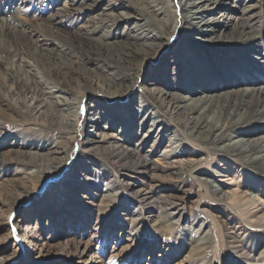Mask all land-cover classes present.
I'll list each match as a JSON object with an SVG mask.
<instances>
[{
  "label": "bare ground",
  "instance_id": "6f19581e",
  "mask_svg": "<svg viewBox=\"0 0 264 264\" xmlns=\"http://www.w3.org/2000/svg\"><path fill=\"white\" fill-rule=\"evenodd\" d=\"M86 1L90 3L85 4ZM104 1L107 3L100 8ZM163 1L69 0L63 10L65 15L60 12L50 16V24L45 26L47 32L40 35H36L38 27L18 28L20 25H14L13 18H0V35H10L12 31L22 37L34 35L35 39L30 41L34 53L52 67L84 73L74 87H64L45 71L36 73L38 67L24 48L6 49L0 42L1 64L4 63L2 53L24 64L19 71L3 64L10 93L15 99L12 102L22 108L19 113L23 118L47 127L52 139L65 140L63 142L74 138L80 123V110L84 109L87 133L95 136L83 146V153L91 156L84 158L90 163L100 158L115 165L120 174L141 173L151 181L161 180L154 174L160 171L180 183L185 182H181L184 177L201 182L209 197L219 206L229 208L233 217L253 231L232 232L231 248L246 254L248 246L256 245L262 248L259 258L264 261V31L255 28L260 10H257V3L250 1L249 4V0H170L164 5ZM98 8L100 11L96 12ZM0 12L4 10L0 8ZM83 13L87 19L71 35L92 43L95 55L86 52L80 56L65 44L57 47L56 38L61 35H58L56 24L61 23L63 16ZM90 13L92 15L88 16ZM180 21L184 23L183 30ZM179 33V46L166 54V42ZM149 61L155 64L147 67ZM88 95L96 97L85 100ZM119 102L123 104L110 105ZM100 127L102 132L96 134ZM117 127L119 138L107 133ZM139 132L144 137L137 140L134 147H128L129 141ZM152 138L150 149L145 152H156L164 141L166 143L161 163L141 152L142 145ZM40 150L42 154H29L35 161L10 160L37 172V175L25 174L24 180L39 178L42 181L58 169L63 158L59 162L57 157L65 153L62 147ZM199 153L203 154L206 164L213 163L217 167L215 171L198 165L204 160L195 158ZM18 154L23 155L22 152ZM83 163L86 172L88 163ZM107 174L104 169L103 175ZM9 187L22 189L18 184ZM155 188L139 190L136 195L139 194L141 201L152 199L153 204L159 206L163 218L158 225L160 230L163 227L165 232L173 231L171 221L183 216L181 204L169 196L154 197ZM66 190L62 191L66 193ZM9 214L0 215L1 229L8 223ZM103 216L108 217L107 214ZM75 220L84 225L79 218ZM15 228L24 238L32 235V240H40L45 237L24 221ZM98 229L93 228V231ZM130 235L133 234L130 232L127 236ZM48 238L39 245L31 242L39 254L47 247L61 246L60 240L49 246ZM135 240L138 246L146 243L139 238ZM198 241L180 264L193 263L208 248L204 236ZM160 244L152 241L143 248L158 252V259L163 261L170 248L165 242ZM74 246V252L80 257L86 256L91 249L87 241ZM161 250H165V255ZM172 253L175 255V251ZM100 263L94 254L85 261V264Z\"/></svg>",
  "mask_w": 264,
  "mask_h": 264
},
{
  "label": "rangeland",
  "instance_id": "374dc122",
  "mask_svg": "<svg viewBox=\"0 0 264 264\" xmlns=\"http://www.w3.org/2000/svg\"><path fill=\"white\" fill-rule=\"evenodd\" d=\"M68 1L0 0V8L4 10L3 13L0 12V18H13L15 23L13 21L12 23L21 26L18 28H25V25L38 27L37 32L39 34L36 35H40L41 32H47L45 26L50 24V16L60 12L65 15L63 10H65L64 7ZM168 1L170 2V0H164L163 5ZM250 1L258 5L259 9L257 10H260V18L255 28L263 32L264 0H249V4ZM88 3L90 2H85V4ZM106 3L104 1L100 8ZM99 11L98 8L96 12ZM91 15L90 13L88 16ZM86 19V13L81 14V16H63L61 23L56 24L60 33L58 35H61V37L58 36L60 37L59 40L56 38L57 47L65 44L80 56L85 55L86 52H94L93 55H95L96 48L92 43L82 41L71 35L77 30L76 27L83 24ZM183 25L184 23L180 21L181 30H183ZM12 32L10 35H0L2 47L12 50H16L18 47L28 51L38 67L35 70L36 73L43 70L67 88L74 87V83L80 78V74L84 75L82 71L75 69L73 72L55 69L39 54L34 53L33 47L30 45V41L35 39L34 35L25 34L22 37L23 35H19L20 33ZM116 36L118 37V35ZM179 39L180 33L176 34L169 43L166 42L165 53L168 52L169 54L170 51L178 47ZM2 51L0 50V52ZM2 56H4L2 60L9 69L22 70L20 66H24V64L19 60H13L6 53H2ZM3 64L0 63V160L6 161L5 163L0 162V215L10 214L6 226L3 229L0 228V264H85V261L93 254L101 262L100 264H180L184 256L191 251L193 246L198 244L199 238L203 236L208 248L203 251L205 254L201 252L203 255H198L196 262L193 261L190 264H199L200 262L202 264H264V261H260L259 258L262 248H258L256 245H251V248L248 246L249 250H245L246 254L243 253L244 251L231 248L229 237L232 232L236 230L242 232L241 230H243V232L252 233L253 231L249 230V225L239 221L237 217H233L229 208L227 210L219 206L214 198L209 197L201 182L184 177L181 182L184 180L185 182L180 183L173 176H168L160 171H156L154 174L161 177V180L151 181L149 177L141 173L120 174L116 172L115 165L113 167V165L101 161L100 158L96 159L94 163L86 160L85 156H91L88 153H83L84 142L95 136L87 133L89 128L85 121L87 115L84 109L80 110V123L74 138L67 140V142H63L65 140L62 141V139H52V133L47 127L36 125L29 121V118H23L19 113L22 108L13 104L15 99L10 93V84L6 81ZM154 64L153 61H149L147 67ZM135 91L136 89H134ZM94 97L96 96L88 95L85 100ZM126 101L127 98L124 102ZM111 104L121 105L123 102ZM102 125L104 124L100 126ZM98 131L96 134L102 132L101 127ZM103 131L106 132L105 129ZM107 133L120 137L118 127L116 130L113 129ZM143 137V133L139 132L134 140L129 141L128 147H134L137 140ZM152 141L153 138L143 144L141 152L149 155L152 161L157 160L161 163L166 143L164 141L155 150L156 152L153 150L154 153L152 150L145 152V150L150 149ZM52 145L53 148H51ZM56 146L57 148L62 147L65 152L58 155V161L61 157L63 159L60 160L61 162L59 161L58 169L52 170L53 172L44 177L42 181H39V178L35 181L32 179L31 181H29L30 179L24 180L25 174L37 175V172L31 168L24 169L23 166L10 161L17 158L29 162L35 161L36 159L31 157L30 153H40L42 147L57 149ZM189 146L185 147L190 150ZM19 152H22L23 155L18 154ZM195 158L201 159L204 156L199 153ZM85 162L88 163L85 165L88 174L82 167V163L86 164ZM198 165L208 171H215L217 168L214 167L213 163L206 164L205 158ZM104 169L108 171L107 176L103 175ZM12 184L21 185L22 189H10L9 186ZM148 187H156L154 197L169 196L181 204L179 208H182L183 216L181 218L178 216L171 221L173 223L170 226L173 231L168 229L165 232L166 228L163 227L160 230V220L163 218L160 217L162 211L158 209L159 206L154 205L152 199L141 201L139 194L136 195L137 191ZM63 189H67V192L64 193ZM68 192L69 194H67ZM111 205H113L112 209L110 208ZM35 209L37 210L35 211ZM65 212L73 218H69ZM103 214H107L108 217L103 216ZM76 218H79L84 225H79L75 220ZM22 220L29 225V228H36L37 232L41 235L44 234L45 237L40 240L37 238L32 240V235L28 238L22 237L15 228L20 224L22 225ZM96 227L99 228L97 232L93 231V228ZM199 228L200 230L197 231ZM201 230H203L202 234H200ZM130 232L133 235L129 237L127 235ZM119 233H121L120 236ZM92 235H94L93 238H91ZM49 236L50 238H48ZM46 238H48L49 246L55 240H60L62 244L56 248L48 249L47 247L45 251H41L39 254V251L33 248L35 244H31V242H36L39 245ZM138 238L141 242L146 241V243H140L141 245L138 246V242L135 240ZM254 238L256 239L255 236ZM86 241L90 243L91 249L86 256L80 257L74 252L76 247L74 245ZM152 241H158L159 244L167 243L171 254L169 255L168 252L167 258L163 261L158 259V252L143 248ZM80 247L79 245L78 248ZM172 250L175 251V255H172ZM164 251L161 250L163 254ZM112 255L117 256L110 259ZM132 259L133 261H131Z\"/></svg>",
  "mask_w": 264,
  "mask_h": 264
}]
</instances>
